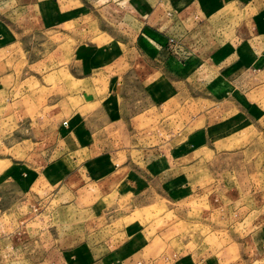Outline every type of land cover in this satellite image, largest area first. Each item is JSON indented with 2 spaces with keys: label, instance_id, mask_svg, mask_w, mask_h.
<instances>
[{
  "label": "rangeland",
  "instance_id": "obj_1",
  "mask_svg": "<svg viewBox=\"0 0 264 264\" xmlns=\"http://www.w3.org/2000/svg\"><path fill=\"white\" fill-rule=\"evenodd\" d=\"M222 4L233 13V31L264 28V0ZM9 6L0 4V18L7 20L2 11ZM121 8L85 4L51 20L37 5L35 21L26 5L22 25L12 23L21 34L0 48L6 79L0 90V264H79L69 259L72 250L105 242L113 252L104 263L122 264L117 249L145 227L144 240L161 264H264V244H243L264 224L258 125L251 120L217 137L209 130L208 145L179 159L178 144H192L199 125L209 120L201 127L209 128L214 117L210 102H196L192 88L181 86L184 94L162 103L156 96L149 107L138 77L127 73L121 117L73 95L77 87L102 83L98 69L83 65L87 51L138 30ZM66 132L74 133V153ZM183 172L185 181L177 182ZM65 176L90 180L71 186ZM216 251L231 259L214 262Z\"/></svg>",
  "mask_w": 264,
  "mask_h": 264
},
{
  "label": "crops",
  "instance_id": "obj_2",
  "mask_svg": "<svg viewBox=\"0 0 264 264\" xmlns=\"http://www.w3.org/2000/svg\"><path fill=\"white\" fill-rule=\"evenodd\" d=\"M0 4L14 6L12 11L17 12L13 15L9 11L10 6L8 11H2L7 20L0 18V48L8 46L21 34L16 32L12 23L17 21L18 25H22L26 16L21 12L25 11L26 5L32 8L35 21L37 5L48 13L51 20L68 18L73 15L75 7L85 8V4H98L99 8L127 7L129 19L139 24L138 30L129 35L120 34L116 37L119 39L110 41L103 48L87 51L88 60L83 65L90 70L98 69L102 83L99 86L87 83V86L77 87L73 92L76 99L82 105L96 101L97 105L102 104L108 110L114 109L117 111L114 116L121 117L123 98L120 90L128 83L127 73L133 75L131 80L138 77L137 82L146 94L149 107L155 106L156 100L162 103L184 94L181 86L192 88L196 102L203 99L210 102L209 114L214 117L210 119L209 128H201L209 120L199 125L195 134L197 139L192 144H178V149H183V152L179 151V159L185 158L187 149L208 145L207 131L210 130L217 137L235 125L248 124L249 127L251 120L258 125V141L264 152V104H261L264 101V28L256 32L233 31L230 28L233 13L224 7L222 0H0ZM225 35L228 38L218 41L219 37ZM89 76L93 79L92 75ZM5 80L3 76L0 77V90H3ZM156 96L159 99L155 100ZM66 134L71 142L67 148L70 152L75 151L70 138L74 139V133ZM249 144L250 139L242 142L239 148L243 151ZM209 147L218 149L219 145ZM162 153L166 155L168 152ZM178 163L186 165L181 160ZM183 174L175 177L177 182L185 181L186 173ZM65 178L71 186H75V179L81 183L90 180L89 176ZM175 178H171V181ZM50 179L57 180L58 176H50ZM147 229H140L141 234L135 236L130 234L127 242L117 249L123 254L122 264H161L150 242L144 240L149 237ZM235 243L240 244L239 241ZM243 244H264V224L245 237ZM106 245L107 242L98 244L92 250L88 245L74 249L69 259L79 264H105L108 254L113 252L108 251ZM218 253L216 251L210 259L221 263L231 259L224 252L222 256ZM53 259L50 254V261Z\"/></svg>",
  "mask_w": 264,
  "mask_h": 264
}]
</instances>
